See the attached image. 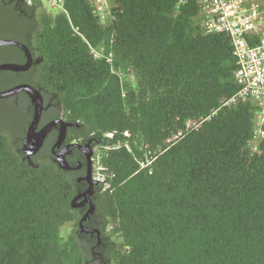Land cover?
<instances>
[{"label":"trees","instance_id":"obj_1","mask_svg":"<svg viewBox=\"0 0 264 264\" xmlns=\"http://www.w3.org/2000/svg\"><path fill=\"white\" fill-rule=\"evenodd\" d=\"M63 1L0 0V38L38 61L0 70V90L38 89L40 123H70L64 143L119 145L101 149L108 187L94 185L83 232V153L60 168L53 127L28 160L31 99L0 98V264H264V126L256 138L249 101L221 106L239 89L229 36L203 32L195 0H112L105 23L89 0ZM24 61L0 46V63Z\"/></svg>","mask_w":264,"mask_h":264},{"label":"built area","instance_id":"obj_2","mask_svg":"<svg viewBox=\"0 0 264 264\" xmlns=\"http://www.w3.org/2000/svg\"><path fill=\"white\" fill-rule=\"evenodd\" d=\"M52 11L63 10V0H43ZM93 13L105 23L112 18V0H89ZM188 0H178V4ZM200 6L196 17L205 33H225L233 46V54L238 63L235 78L239 89L221 106L239 101H249L255 107L254 133L256 138L263 135L264 126V0H195ZM75 31L77 29L75 28ZM102 50V48H101ZM90 53L101 56L100 51L90 46ZM200 122L188 121L186 132L195 129ZM181 134V133H179ZM108 137H112L108 134ZM119 144L97 145L91 154V177L105 188L108 187L101 161V149L116 148ZM257 145V139L253 146ZM151 160L141 162V167Z\"/></svg>","mask_w":264,"mask_h":264},{"label":"water","instance_id":"obj_3","mask_svg":"<svg viewBox=\"0 0 264 264\" xmlns=\"http://www.w3.org/2000/svg\"><path fill=\"white\" fill-rule=\"evenodd\" d=\"M0 46H14L21 49L25 56L24 63H15V62H3L0 63V70H10V71H25L34 63L32 54L29 48L20 41L8 38H0ZM20 91H24L28 94L33 104V117L27 127L26 134L24 137V142L22 145V150L25 153L26 157H29L35 154L39 148L42 146V143L47 135V133L53 128L56 127L58 130V134L55 142L51 147L52 155L54 157L55 162L62 169H76L81 166V163L74 166L70 165L66 160V154L70 153L72 148H76L80 150L85 157V175L81 177L87 184V186L76 194L72 200L71 205L73 207H79L87 205V209L84 214L81 216L78 225L81 231L83 232H93L94 230H88L83 222L88 218V216L93 212L94 205L91 200V195L93 193L94 185L96 182L91 177V154L92 149L90 146V142L79 144L77 142L65 144L63 145V141L66 136L67 127L70 125L69 122H66L63 119H53L46 124H44L41 128L36 129L39 123L41 113L43 111V98L38 89L34 86L27 83L16 84L12 87H9L4 90H0V98H6L12 96Z\"/></svg>","mask_w":264,"mask_h":264},{"label":"flooded vegetation","instance_id":"obj_4","mask_svg":"<svg viewBox=\"0 0 264 264\" xmlns=\"http://www.w3.org/2000/svg\"><path fill=\"white\" fill-rule=\"evenodd\" d=\"M33 57V56H32ZM33 60H34V63H37L38 61H37V59H34L33 58ZM44 124H46V123H44ZM44 124H41L40 123V120H39V123H38V125H37V128L36 129H39V128H41ZM54 128H56V127H54ZM57 129V128H56ZM65 140V139H64ZM55 142V141H54ZM74 143V142H73ZM43 144V143H42ZM65 144H70V143H64V141H63V145H65ZM53 145V144H52ZM73 149V148H72ZM72 149H70L71 151H72ZM72 152H70V153H68V154H66V156L67 155H69V154H71ZM36 154V153H35ZM35 154H33V155H35ZM33 155H31V156H33ZM30 156V157H31ZM30 157H29V159L28 160H30ZM28 158V157H27ZM78 164H80V162L79 161H77V165ZM76 166V165H75ZM84 207V206H83Z\"/></svg>","mask_w":264,"mask_h":264},{"label":"rangeland","instance_id":"obj_5","mask_svg":"<svg viewBox=\"0 0 264 264\" xmlns=\"http://www.w3.org/2000/svg\"><path fill=\"white\" fill-rule=\"evenodd\" d=\"M54 12V11H53ZM71 226L70 225H66L64 228H63V234H67L70 230Z\"/></svg>","mask_w":264,"mask_h":264}]
</instances>
